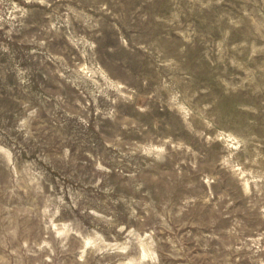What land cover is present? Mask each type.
Returning <instances> with one entry per match:
<instances>
[{
	"label": "rangeland",
	"instance_id": "rangeland-1",
	"mask_svg": "<svg viewBox=\"0 0 264 264\" xmlns=\"http://www.w3.org/2000/svg\"><path fill=\"white\" fill-rule=\"evenodd\" d=\"M0 264H264V0H0Z\"/></svg>",
	"mask_w": 264,
	"mask_h": 264
}]
</instances>
